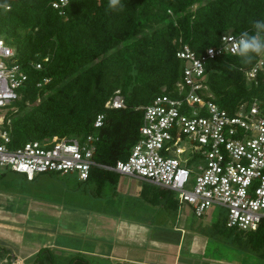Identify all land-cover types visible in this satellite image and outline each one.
Segmentation results:
<instances>
[{"label":"trees","instance_id":"obj_1","mask_svg":"<svg viewBox=\"0 0 264 264\" xmlns=\"http://www.w3.org/2000/svg\"><path fill=\"white\" fill-rule=\"evenodd\" d=\"M120 3L122 9H112L109 0H69L60 14L52 0H0V35L28 75L16 108L6 114L11 118L13 146L92 134L97 138L93 160L113 166L128 156L139 137L141 106L160 94L175 95L185 67L176 53L183 45L203 53L218 46L224 34L252 33L253 21L264 20V0ZM261 60L264 53L252 55L248 62L231 53L209 59L207 98L228 111L254 100L264 109ZM31 61L42 68H34ZM253 68L255 74L249 77ZM43 79L47 82L38 85ZM116 91L124 107H106ZM99 114L104 115L103 122L95 128ZM118 177L112 170L92 166L88 178L78 182L101 196L116 193ZM225 221L219 234L264 263V221L248 231L227 227ZM44 252L40 250L36 261Z\"/></svg>","mask_w":264,"mask_h":264},{"label":"built area","instance_id":"obj_2","mask_svg":"<svg viewBox=\"0 0 264 264\" xmlns=\"http://www.w3.org/2000/svg\"><path fill=\"white\" fill-rule=\"evenodd\" d=\"M69 0H52L63 13ZM236 37L224 34L218 46L195 53L183 45L176 55L184 60L175 95L160 94L143 109L139 137L128 156L113 166L96 163L94 141L84 138L53 137L12 145L11 118L0 114V166L24 174L49 172L71 174L84 181L92 166L136 177L177 193L181 203L192 206L197 217L212 206L226 210L225 224L241 231L255 230L264 221V109L260 102H241L234 111L221 108L207 98L206 63L224 53L236 54ZM15 51L0 35V109L21 97L27 72L15 60ZM264 60L258 62L260 66ZM31 64L41 69L40 62ZM256 68L247 73L253 77ZM47 82L43 79L40 85ZM106 107H124L116 91ZM139 108V107H138ZM103 114L94 127L102 125Z\"/></svg>","mask_w":264,"mask_h":264},{"label":"crops","instance_id":"obj_3","mask_svg":"<svg viewBox=\"0 0 264 264\" xmlns=\"http://www.w3.org/2000/svg\"><path fill=\"white\" fill-rule=\"evenodd\" d=\"M41 174L24 177L32 183ZM55 174L65 179L58 197L0 187V264H247L248 253L222 256L211 208L197 217L171 190L123 175L115 194L85 189L94 203L86 205L67 198L80 194L78 179Z\"/></svg>","mask_w":264,"mask_h":264},{"label":"rangeland","instance_id":"obj_4","mask_svg":"<svg viewBox=\"0 0 264 264\" xmlns=\"http://www.w3.org/2000/svg\"><path fill=\"white\" fill-rule=\"evenodd\" d=\"M1 10V9H0ZM2 37V36H1ZM15 103L2 107L0 109V114H2L5 110H9L13 107H15ZM30 106L26 107L25 110L29 109ZM37 176V175H36ZM35 176V177H36ZM66 178H70L72 180V182H77L75 175H67L65 176ZM37 180H35L32 183H28L26 181V178L23 175H20L18 173H15L13 171H11L9 168L0 166V187L2 188H6V189H14L17 191H27L29 193H40L42 191V189H45L46 194L54 196L55 193L57 194V197L59 195V193L56 192V190L58 191V189H60L63 186V181L65 180L64 178L60 177L59 175H56L55 173H51L50 175L48 173L46 174H41L38 178H36ZM46 187H42V185H44ZM79 195H77L76 197H67L68 199H71L72 201H76L78 203H82V204H86V205H93V201L91 200L90 197H87L85 195V189L84 186L82 184H80L79 188ZM43 192V191H42ZM170 194L177 198V193L175 192H171ZM187 206L186 203H182V207ZM211 209H213V214H212V218L215 221L219 222L220 228H224V220H225V213L226 210L222 207L219 206H212ZM207 231H209V233H213V225H208L205 227ZM214 234V233H213ZM221 242H222V249H221V253L222 256L226 257L227 259H232L234 256H236L237 258L240 256L246 255L248 253V257H247V264H256L257 263V259L256 257L252 254L249 253L248 251L242 253L241 250L239 249V247L236 246L235 243H231L229 241L226 240V238H221ZM229 250V251H228ZM235 253V254H234ZM235 259V258H233ZM254 259V260H253ZM259 264H264L261 260L258 261ZM57 262L54 261V264H56Z\"/></svg>","mask_w":264,"mask_h":264},{"label":"clouds","instance_id":"obj_5","mask_svg":"<svg viewBox=\"0 0 264 264\" xmlns=\"http://www.w3.org/2000/svg\"><path fill=\"white\" fill-rule=\"evenodd\" d=\"M122 9L124 6L120 0H109V8ZM253 32H242L236 40L234 52L248 62L252 55H259L264 53V20H255L252 24ZM233 67V66H230Z\"/></svg>","mask_w":264,"mask_h":264}]
</instances>
